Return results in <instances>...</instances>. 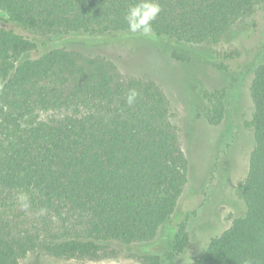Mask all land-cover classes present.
Returning a JSON list of instances; mask_svg holds the SVG:
<instances>
[{"label": "trees", "instance_id": "obj_1", "mask_svg": "<svg viewBox=\"0 0 264 264\" xmlns=\"http://www.w3.org/2000/svg\"><path fill=\"white\" fill-rule=\"evenodd\" d=\"M133 2L0 0L7 17L0 18V264L121 255L179 264L188 249L185 222L159 248L191 179L188 126L174 121L163 88L102 55L57 48L22 59L39 49V37L132 34L124 17ZM159 2L145 37L214 46L264 0ZM236 83L209 94L212 124L240 109ZM130 89L139 92L132 105ZM250 95L253 148L237 188L245 213L189 264H264V63L253 71Z\"/></svg>", "mask_w": 264, "mask_h": 264}, {"label": "rangeland", "instance_id": "obj_2", "mask_svg": "<svg viewBox=\"0 0 264 264\" xmlns=\"http://www.w3.org/2000/svg\"><path fill=\"white\" fill-rule=\"evenodd\" d=\"M0 18L7 19L0 11ZM16 33L32 38L33 34L17 25ZM39 49L22 59L35 58L42 51L65 48L90 55H102L119 69L134 76L152 77L167 94L174 121L187 124L190 143L184 149L191 161V179L181 197L178 210L161 232L160 251L176 226L185 222L190 245L179 257V264H189L199 257L210 241L227 230L235 218L244 215L245 204L237 195L238 186L248 173L253 148L250 126L253 103L250 86L253 71L264 63V3L238 24L235 32L214 46L188 45L174 40L152 39L138 34L100 37L75 35L39 37ZM188 60L179 62L178 56ZM225 66L226 70L219 66ZM242 90L238 112L219 123L209 121V94L230 83ZM192 123V124H191ZM20 264H144L128 255L92 261L29 256Z\"/></svg>", "mask_w": 264, "mask_h": 264}, {"label": "clouds", "instance_id": "obj_3", "mask_svg": "<svg viewBox=\"0 0 264 264\" xmlns=\"http://www.w3.org/2000/svg\"><path fill=\"white\" fill-rule=\"evenodd\" d=\"M162 11L159 0H134L128 7L124 20L127 30L132 34L150 36L153 32V22ZM139 92L136 89L128 91L126 102L132 105L136 102Z\"/></svg>", "mask_w": 264, "mask_h": 264}]
</instances>
